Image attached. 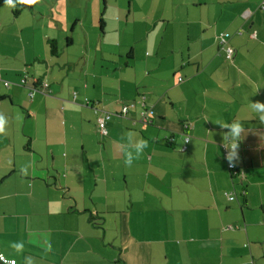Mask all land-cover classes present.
I'll return each instance as SVG.
<instances>
[{
	"label": "crops",
	"instance_id": "1",
	"mask_svg": "<svg viewBox=\"0 0 264 264\" xmlns=\"http://www.w3.org/2000/svg\"><path fill=\"white\" fill-rule=\"evenodd\" d=\"M142 1L100 66L85 24L78 47L46 0L0 1V251L16 264H264V0ZM143 12L164 27L139 56L128 21ZM94 107L112 115L106 136ZM233 121L242 177L228 167ZM129 131L148 142L131 165Z\"/></svg>",
	"mask_w": 264,
	"mask_h": 264
},
{
	"label": "rangeland",
	"instance_id": "2",
	"mask_svg": "<svg viewBox=\"0 0 264 264\" xmlns=\"http://www.w3.org/2000/svg\"><path fill=\"white\" fill-rule=\"evenodd\" d=\"M15 1H17L18 3H21V7H19L21 9L23 0H15ZM30 1H36V0H30ZM130 1L131 0H96V3H97L96 7H98V10L93 13L95 6H94V9H91V5H90L91 1L88 0V4L86 8L88 13L86 15V19H84L85 18L84 16L82 17L84 20L83 23H80V21H75L79 19L73 18L72 15L76 14L75 8L77 4V14L79 16L81 5H83V9H84V5L87 3V0H78V1L77 0H46V6L47 7L49 6L48 14L50 16L54 15L55 18L58 19L61 26H63V29L66 30L65 34L67 35L69 34L70 37L74 38L75 41L77 42L78 47L81 41L86 39L83 28L81 26L82 24L86 25L88 34L89 35L91 34L90 38H91V43H92V49L89 50V57L87 58L86 61H88V64H89L90 59H91V62L94 61V59H97L99 63L98 65L100 66L102 58H107L110 55H114V52L121 50V48L125 46V43L117 40V37H119L118 35L119 33L117 32V29L122 30L125 28L124 24L123 26L121 25L119 21V16L121 17L120 20L122 22H125L127 20V16L125 14L129 12L128 9H129ZM9 2L10 0H6L7 5L9 4ZM118 6L121 7V10L119 11L117 10ZM47 7H43V8L41 7V9L37 11V14H40L41 12H43L42 10H44ZM137 7L140 9H146L150 7V3L144 0L142 2H139L137 4ZM97 12H98V15H97ZM146 14H147L146 12H143L141 16H134L128 21L131 39L137 41V44H133V46L137 48L136 54H138L139 56H141L142 54L146 55L147 51L151 54L153 48L152 46H151L152 49L147 48L146 47L148 45L147 43L152 44V42H156L159 37L157 32L162 29V27L160 26L164 27V25H161V24H159L156 28L147 27ZM102 18L105 19L108 34L102 38V41L99 44H97L96 42L97 34L96 33L92 34V32H93V29H97L98 34L101 35L102 32H101L99 23ZM37 19L41 20L40 16H37ZM46 19H49V16H46ZM172 25H174V22ZM74 28L76 29V31H72ZM184 36L185 35L183 34L182 38H177V42L179 46H180V43L183 41ZM75 50H76V47L74 48V51ZM86 61H85V65H86ZM83 67L84 65L80 64L77 67V69H82Z\"/></svg>",
	"mask_w": 264,
	"mask_h": 264
},
{
	"label": "clouds",
	"instance_id": "3",
	"mask_svg": "<svg viewBox=\"0 0 264 264\" xmlns=\"http://www.w3.org/2000/svg\"><path fill=\"white\" fill-rule=\"evenodd\" d=\"M257 109H264V103H256ZM264 119V116L261 117ZM6 121L3 116H0V132L4 131ZM223 126V125H222ZM224 128L229 129L228 132L224 133V140L227 137L230 147L225 145V147L229 150V154L227 159L231 162L238 156V149L240 144V135H239V123L237 121H233L227 127ZM138 134L134 131H129L124 136V142L127 149L126 152V161L125 163L131 165L133 160L138 158L144 151L145 148L148 147V142L143 139H137ZM13 247L19 251L23 248V243H14ZM28 264H32L31 259H28Z\"/></svg>",
	"mask_w": 264,
	"mask_h": 264
},
{
	"label": "built area",
	"instance_id": "4",
	"mask_svg": "<svg viewBox=\"0 0 264 264\" xmlns=\"http://www.w3.org/2000/svg\"><path fill=\"white\" fill-rule=\"evenodd\" d=\"M260 8L264 10V3L261 4ZM230 37H231V35L229 33H226V32L219 33V35L217 37L219 47L226 52V59H228V60L233 59L235 56V50L229 44ZM180 80H182V79H180ZM41 86L43 88H48L49 84L47 82H42ZM37 90H39V88H35V90L31 91L30 95L33 96L35 91H37ZM94 108L96 109V113L100 114L98 116V120H97L98 131L101 135L106 136L108 134L107 123L111 119L112 115L109 112L103 111L99 107H94ZM128 111H129V107L126 106L123 109L122 113L124 115H126L128 113ZM143 115L144 116H143L142 121L149 122V118L147 117V113L145 112ZM185 142L186 143L189 142L188 136L185 138ZM228 167H229V170H230L231 175L233 177H242L244 175V171L241 168H239L237 165H235L233 162L229 163ZM228 198H229V200L232 201V200L236 199V196H235V194H233V195L229 194ZM0 264H16V260L8 258L6 255H4L0 251Z\"/></svg>",
	"mask_w": 264,
	"mask_h": 264
},
{
	"label": "trees",
	"instance_id": "5",
	"mask_svg": "<svg viewBox=\"0 0 264 264\" xmlns=\"http://www.w3.org/2000/svg\"><path fill=\"white\" fill-rule=\"evenodd\" d=\"M49 46L51 49V53L54 54L55 56L58 54V50H57V41L55 40H50L49 41Z\"/></svg>",
	"mask_w": 264,
	"mask_h": 264
}]
</instances>
